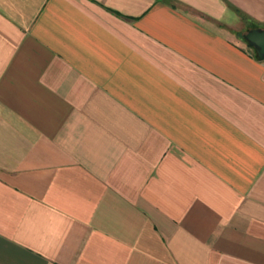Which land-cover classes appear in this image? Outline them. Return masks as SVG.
Returning <instances> with one entry per match:
<instances>
[{
    "label": "crops",
    "instance_id": "0c3cea01",
    "mask_svg": "<svg viewBox=\"0 0 264 264\" xmlns=\"http://www.w3.org/2000/svg\"><path fill=\"white\" fill-rule=\"evenodd\" d=\"M264 0H0V264H264Z\"/></svg>",
    "mask_w": 264,
    "mask_h": 264
},
{
    "label": "water",
    "instance_id": "95a60500",
    "mask_svg": "<svg viewBox=\"0 0 264 264\" xmlns=\"http://www.w3.org/2000/svg\"><path fill=\"white\" fill-rule=\"evenodd\" d=\"M244 37L247 41L254 45L260 57L264 59V29L251 28L244 34Z\"/></svg>",
    "mask_w": 264,
    "mask_h": 264
}]
</instances>
